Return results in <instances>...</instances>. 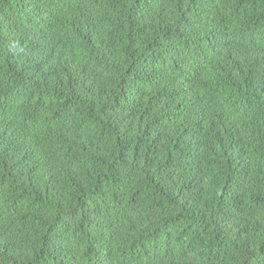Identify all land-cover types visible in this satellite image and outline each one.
Segmentation results:
<instances>
[{
  "label": "trees",
  "instance_id": "obj_1",
  "mask_svg": "<svg viewBox=\"0 0 264 264\" xmlns=\"http://www.w3.org/2000/svg\"><path fill=\"white\" fill-rule=\"evenodd\" d=\"M0 264H264V0H0Z\"/></svg>",
  "mask_w": 264,
  "mask_h": 264
}]
</instances>
